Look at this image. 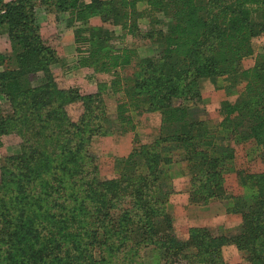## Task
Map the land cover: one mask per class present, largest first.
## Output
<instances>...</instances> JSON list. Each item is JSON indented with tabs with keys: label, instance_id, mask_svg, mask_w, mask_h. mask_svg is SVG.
Instances as JSON below:
<instances>
[{
	"label": "trees",
	"instance_id": "1",
	"mask_svg": "<svg viewBox=\"0 0 264 264\" xmlns=\"http://www.w3.org/2000/svg\"><path fill=\"white\" fill-rule=\"evenodd\" d=\"M37 7L68 15L78 65L113 77L103 95L102 86L92 95L58 86L49 72L56 37L41 36ZM147 16L154 30L143 34ZM0 35L11 52L0 49V96L11 108L8 117L0 109V147L3 136L20 140V153L0 160V264H225L227 245L244 264H264V170L245 176L243 195L222 174L243 130L262 148L264 167V0H0ZM127 37L148 38L155 53L140 56ZM39 72L44 83L32 87ZM204 83L228 96L215 122L196 118ZM109 94L121 96L114 111L123 129L131 111L162 115L159 135L135 140L111 180L98 177L92 152L110 123ZM72 104L80 105L76 119ZM165 143L183 151L189 202L223 201L241 217L238 235L177 230L161 181L171 162Z\"/></svg>",
	"mask_w": 264,
	"mask_h": 264
},
{
	"label": "crops",
	"instance_id": "2",
	"mask_svg": "<svg viewBox=\"0 0 264 264\" xmlns=\"http://www.w3.org/2000/svg\"><path fill=\"white\" fill-rule=\"evenodd\" d=\"M39 8L41 7L36 9L37 13ZM42 14L40 12L38 14L41 36L48 39L51 35H57V39L52 45L57 52L58 61L49 67V72L56 79L58 85L63 89H77L83 95L96 94L102 86L103 95L110 86L113 77L110 74H101L90 68L80 67L78 65L80 55L76 51L73 29L69 28L66 23L57 21L51 13ZM51 17L54 18L53 21ZM145 20L146 26L140 28L143 34L154 30L148 25L150 17L147 16ZM158 28L161 27L156 29ZM137 45L139 47H137V52L140 56H149L156 51L150 40L145 37L138 39ZM254 60L255 55L245 58L243 68H251L254 65ZM30 83L32 87L42 85L44 83L43 73L39 72L31 76ZM201 98L204 110L199 112L196 118L199 121L215 122L220 120L221 104L228 100L225 89H214L208 83H204ZM3 101L5 102L6 99L4 98ZM1 103L2 101H0ZM107 115L110 123L107 125L106 134L94 138L92 142V149H97L96 155L100 164L110 162V160L117 162L126 159L135 146V140L140 144L150 143L159 135L162 125V115L157 111L129 112L131 126L124 129L117 121L115 111L107 110ZM163 147L172 153L173 158L167 168V172L168 169L171 172L168 175L172 177L174 189L169 199V209L172 208L171 212L175 218L177 230L183 235H186L191 228H205L215 236L238 235L241 217L238 214L229 213L223 201L210 199L204 205H195L189 202L190 184L189 178L186 176L187 163L184 160L183 151L174 143H165ZM181 228L184 230L182 231Z\"/></svg>",
	"mask_w": 264,
	"mask_h": 264
},
{
	"label": "rangeland",
	"instance_id": "3",
	"mask_svg": "<svg viewBox=\"0 0 264 264\" xmlns=\"http://www.w3.org/2000/svg\"><path fill=\"white\" fill-rule=\"evenodd\" d=\"M7 1H9V0H7ZM86 1H90V0H86ZM39 12L41 14L42 13L44 14L46 11L44 10L43 7L39 8L38 13L36 12L37 23L39 21V19H38ZM52 16L55 19H57V21H62L63 23H66V19L68 18V15L66 13L52 14ZM53 17H51L52 21L54 20ZM90 24L94 27H98V26L102 25L99 18H92L90 20ZM139 26H140L139 28H144L146 26V20H144V19L140 20ZM109 28H110V26H109ZM115 31H116V37L119 36L118 28H115ZM56 36L57 35H51L50 37L54 38ZM54 39L56 40L57 37ZM55 40H53V41H55ZM259 41L264 43V36H262L259 39ZM116 42L118 43V41H116ZM137 42H138V37H127V40L124 41L123 43L129 47H138ZM9 47H10V45H9L8 40H7V37L5 35H0V49H1V51L6 52L8 54H11ZM153 48L156 50V48L154 46H153ZM242 67H243V63H242ZM242 88H243V83L238 85L237 91H240ZM81 95H83V94H81ZM120 97H121L120 95H111V94H109L108 97L104 96V98L106 99L108 110L114 111L116 109V101ZM3 99H4V97L0 96V101H2V103L0 104V109L3 113V115L8 117L9 115H7V114H9L11 112V108L8 105V102L7 101L4 102ZM232 99H233V97H232ZM79 106H80L79 104H72V105H70V107H68L69 115L71 118L76 119L79 116V114L81 113V109ZM244 134H245V131L244 130L241 131L240 136H237V138L231 142L230 146L234 150V160L231 161L230 163H228L227 168L224 169V171H222V174H223L224 179H225L226 188H228L232 193L237 194V195L245 194V192H244L245 189H244V187L241 186V183L244 180L246 175L259 174L264 170L263 164L261 163V160H260L262 148L254 145L251 140H248L247 137L243 136ZM1 138H2V145L0 147V160L4 159L6 157L17 156L20 153V146H19L20 140L18 137H16L15 135H7V136H3ZM92 152L96 156V161H95L96 166H97L96 174L98 175V177L102 178V179H107V180L117 178L119 175L118 170H117V168H118L117 162H113L112 160H110V162L108 161V162L102 163L103 164V166H102V164H100L98 162V156L96 155L97 149L93 148ZM168 152H169V155H170L171 161H172V159H173L172 153L170 151H168ZM168 167H169V165L164 170V172L162 174L161 181L164 183V185H166V189L168 190L167 192L172 193V191H174V189H173V185H172V181H171L172 177H170V175H168L170 170L168 169V172H167ZM186 173H187V171H186ZM186 176H188V173L186 174ZM188 178H189V176H188ZM170 196H169V199H170ZM168 204H170V203H168ZM171 209H169L168 211L172 215L173 221L175 223L176 221H175V218L171 212ZM181 230L183 231L184 228H181ZM222 252H223V259H224L225 264H244L243 263V253L241 251H238L235 246L227 245V246L223 247ZM145 255L150 256V253L149 254L146 253Z\"/></svg>",
	"mask_w": 264,
	"mask_h": 264
}]
</instances>
